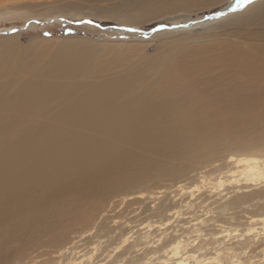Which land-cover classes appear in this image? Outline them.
Wrapping results in <instances>:
<instances>
[{
    "label": "rangeland",
    "instance_id": "374dc122",
    "mask_svg": "<svg viewBox=\"0 0 264 264\" xmlns=\"http://www.w3.org/2000/svg\"><path fill=\"white\" fill-rule=\"evenodd\" d=\"M232 2L0 0V264H171L175 239L190 264L264 262V178L237 163L264 158V0Z\"/></svg>",
    "mask_w": 264,
    "mask_h": 264
},
{
    "label": "bare ground",
    "instance_id": "6f19581e",
    "mask_svg": "<svg viewBox=\"0 0 264 264\" xmlns=\"http://www.w3.org/2000/svg\"><path fill=\"white\" fill-rule=\"evenodd\" d=\"M232 1H234V2H232L233 4H234V8H233V10L234 9H236L237 7H235V0H232ZM232 5V4H231ZM230 7L228 8V9H226V11L228 10V11H230ZM223 14H224V12H222ZM218 16H220V15H211V16H207V17H205L204 19L202 18V19H199V20H197V21H195L194 23H191V25H189L190 27L192 26V25H194V24H197V23H204L205 21L207 22V21H211V20H215V19H217V18H220V17H218ZM224 16V15H223ZM182 26V28H188L185 24H183V25H180V26H178V27H181ZM122 28V27H121ZM121 28H117L118 29V31H120L121 30ZM177 28V27H176ZM128 29H132V28H127V30ZM5 31H7V30H5ZM58 56V55H57ZM56 56V57H57ZM61 58V57H60ZM64 58V57H63ZM185 59V58H184ZM61 60V59H60ZM59 60V61H60ZM61 61H63V60H61ZM174 62V61H173ZM53 63V64H52ZM62 63H64L65 64V62H62ZM71 63V62H70ZM181 63V62H180ZM59 65V64H58ZM58 65H57V63L56 62H51V66H50V72L51 71H53L52 73L54 74V75H56L55 73H57V75H58V73H59V75H63V74H65V73H67V72H65V73H63V70L64 69H67L66 67H68V66H70V65H67V63H66V65L65 66H63V67H58ZM75 65V64H74ZM172 63H170L169 65H168V68H166V69H168V70H170L171 68H172ZM76 67H78V65L76 66ZM44 69V68H43ZM48 69H49V67H48ZM71 69V68H70ZM46 71V70H45ZM69 71V70H68ZM51 73V74H52ZM63 73V74H62ZM44 74V73H43ZM52 74V75H53ZM43 76V75H42ZM64 76V75H63ZM42 79V78H41ZM55 79V78H54ZM57 80V79H56ZM35 81V80H34ZM44 81V80H43ZM58 81V80H57ZM45 82V81H44ZM48 82V81H47ZM46 82V83H47ZM59 82V81H58ZM49 83V82H48ZM60 83V82H59ZM50 84V83H49ZM49 84H46V85H41V84H39V86H37V85H31L30 87H27V86H24V88L25 89H27V90H25V91H22V93L20 94V97H19V99L17 98V101H19L20 99L22 100V101H24V102H26V103H29V104H31L34 100H45L46 98H48L49 97V95H48V92L49 91H52V87L49 85ZM66 84V83H65ZM41 85V86H40ZM52 85V84H51ZM61 85V84H60ZM67 85V84H66ZM50 87V88H48V87ZM21 87V86H20ZM116 87H118V86H116ZM0 88H2V87H0ZM23 87H22V89H24ZM50 89V90H49ZM55 89V88H54ZM62 89H64V88H62ZM66 89V88H65ZM81 87L80 86H77V92H78V96L76 97V98H74V101L76 100V101H78V100H82L81 101V103L79 102V104H77V105H73L72 103H71V101H67L66 102V106L67 105H69V106H78V107H80V108H82V109H85L86 111L85 112H94V110H93V107H94V105H93V102L91 103L90 101V105H88V104H85V103H83L84 101H87V100H92V99H94V98H92L91 96H93V93L92 92H94V94H96L97 92H98V90H95V89H92L91 91H84V92H87V94L88 95H86L87 96V98L85 97V96H83L84 95V93H82V91H81ZM115 89V88H114ZM18 91V90H17ZM75 90H74V88L72 87L71 89H69V93H70V95H71V93L72 92H74ZM2 92V91H1ZM0 92V93H1ZM39 92V93H38ZM52 92H54V91H52ZM3 93V92H2ZM7 93V92H6ZM9 93V92H8ZM20 93V92H19ZM50 93V92H49ZM99 94V93H98ZM5 95H7V94H5ZM11 95V94H10ZM16 95V94H15ZM1 96V95H0ZM71 96H74V95H71ZM80 96H81V98H80ZM14 97V96H13ZM22 97H24L23 99H22ZM94 97V96H93ZM35 98V99H34ZM73 98V97H72ZM12 99H14V98H12ZM15 99H16V97H15ZM14 99V100H15ZM101 100L99 101V102H97V104H103V105H101V106H99V111L102 113V111H105V112H108L107 111V109L106 108H108L107 106H109L108 105V103L109 102H107L106 100H102V98H100ZM14 100H12V102L14 101ZM20 100V101H21ZM140 100V99H139ZM142 100V99H141ZM140 100V101H141ZM16 100H15V102H13V103H16L17 102ZM73 101V100H72ZM132 101V100H131ZM138 101V100H137ZM136 101V102H137ZM144 101V100H143ZM65 102V101H64ZM159 102V101H158ZM180 102V101H179ZM192 102V101H191ZM190 102V103H191ZM20 103V102H19ZM23 103V102H22ZM21 103V104H22ZM132 103H134L133 101H132ZM164 104V105H163ZM162 105H163V107H162ZM62 106V105H61ZM64 106V105H63ZM127 106V105H126ZM165 106H167V108H164ZM176 106H178V102H176V101H173L172 99H165L164 101H163V103L161 104H152V103H148V102H141V103H138V105L136 106V107H134L133 105H128L127 106V110H128V112H130V110L132 109H134V108H136V109H134L133 111H132V113L134 114H132V117H130L127 121H135V120H138V121H143V120H147L146 118L147 117H149V113H152V112H156V111H165V110H167V109H169V110H173L174 108H176ZM124 107V106H123ZM65 108H67V107H65ZM163 108V109H162ZM125 109V111L124 112H127V110ZM162 109V110H161ZM20 110V109H19ZM64 112H68V109H66V110H64ZM120 113L119 115H116V117H115V115H107V117L104 119L103 118V116L102 115H98V114H100V113H98V114H95V115H93V116H90V119H88V120H83V122H86V125H89V126H91V124L95 127V125H96V122H100V121H102V120H106V119H108V118H112L110 121L108 120V121H106V122H109V124H114V121H122V122H125L124 124H126L127 123V121H124L125 120V118H127L126 117V115H125V113ZM83 113V112H82ZM84 114V113H83ZM103 114V113H102ZM129 114V113H128ZM148 114V115H147ZM82 115V114H81ZM87 115V114H86ZM85 114H84V116L85 117H87ZM151 115V114H150ZM83 116V117H84ZM147 116V117H146ZM119 117H122V119L121 118H119ZM146 117V118H145ZM93 118V119H92ZM103 118V119H102ZM79 119H81L82 120V117H80ZM119 119V120H118ZM80 120V121H81ZM90 120V121H89ZM97 120V121H96ZM89 121V122H88ZM103 121V122H104ZM85 125V124H84ZM106 126V125H105ZM104 126V127H105ZM101 127H103V126H101ZM87 128V127H86ZM110 133H117V132H113V131H111ZM237 163L238 164H241V165H243V170H245V171H249V172H252V173H254L256 176H258V179L259 178H264V168L262 167V165L264 164V158L260 161L257 157H252V156H247V157H242V158H239V159H237ZM257 221H259V222H262V224H263V226H264V216H261V215H258V216H253V218L251 219V222H257ZM255 228H249V229H247V235H249L250 234V231H253ZM256 232V231H255ZM258 233H259V231H257ZM181 241L180 240H178V239H175L174 241H172L170 244H169V246H168V248L166 249L167 250V254H169V259H171V257H173V260H172V263L171 264H190V260H188V256L187 255H185L184 253H182L181 251H180V247H181ZM216 253V252H215ZM217 255L219 254V252H217L216 253ZM214 260L216 259L218 262H221V260L218 258V257H214L213 258ZM201 262V261H200ZM232 262V261H231ZM161 264H167V263H165V261H163ZM194 264H198V262H195ZM257 264H264V262H259V263H257Z\"/></svg>",
    "mask_w": 264,
    "mask_h": 264
},
{
    "label": "snow or ice",
    "instance_id": "6c2138e0",
    "mask_svg": "<svg viewBox=\"0 0 264 264\" xmlns=\"http://www.w3.org/2000/svg\"><path fill=\"white\" fill-rule=\"evenodd\" d=\"M252 0H235V7H241L244 5L251 4ZM217 15H223V13H217ZM87 23H92L91 20L87 21ZM163 27V25H162Z\"/></svg>",
    "mask_w": 264,
    "mask_h": 264
},
{
    "label": "water",
    "instance_id": "95a60500",
    "mask_svg": "<svg viewBox=\"0 0 264 264\" xmlns=\"http://www.w3.org/2000/svg\"><path fill=\"white\" fill-rule=\"evenodd\" d=\"M57 20H62L61 18H58ZM86 21V20H85ZM34 22H36V23H39V22H37V21H34ZM162 28H165V26H158V27H156V28H154V29H152L151 31H157V30H160V29H162ZM15 30V28H12V29H9V30H7V31H0V33H3V34H7V33H9V32H13ZM131 30V29H130Z\"/></svg>",
    "mask_w": 264,
    "mask_h": 264
}]
</instances>
